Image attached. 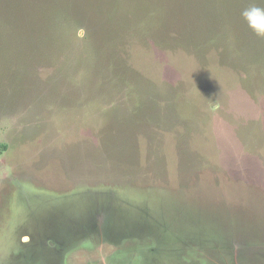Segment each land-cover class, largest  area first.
<instances>
[{
  "label": "rangeland",
  "instance_id": "rangeland-1",
  "mask_svg": "<svg viewBox=\"0 0 264 264\" xmlns=\"http://www.w3.org/2000/svg\"><path fill=\"white\" fill-rule=\"evenodd\" d=\"M215 1L0 0V264H264V0Z\"/></svg>",
  "mask_w": 264,
  "mask_h": 264
},
{
  "label": "flooded vegetation",
  "instance_id": "flooded-vegetation-1",
  "mask_svg": "<svg viewBox=\"0 0 264 264\" xmlns=\"http://www.w3.org/2000/svg\"><path fill=\"white\" fill-rule=\"evenodd\" d=\"M93 215H94L93 226L89 227L88 230L90 231L89 236L94 237L96 241V235H100V236L103 235L100 234L99 231L100 230L105 231V225H106L105 221L107 219V213L105 212V210H95ZM99 215L101 216L104 215L105 220L99 221L101 219ZM106 231L109 232L110 230H108L107 228ZM22 238H25V240L27 241L32 240V236L29 237L28 235H24L22 236ZM105 241H106L105 243H109V244L112 243V240L110 238H105ZM101 242H103V240ZM81 243H83V240H81L80 237H77V235H73V234L59 236L57 240H52V246L57 248L59 252L58 264H89L90 263L89 261L90 258H88L89 253L90 252L95 253L96 246L91 249L89 248V246L84 247L83 245H81ZM108 248L109 245L107 246V250L109 251ZM112 251H109V253H111ZM82 256H83V260L81 259Z\"/></svg>",
  "mask_w": 264,
  "mask_h": 264
},
{
  "label": "clouds",
  "instance_id": "clouds-1",
  "mask_svg": "<svg viewBox=\"0 0 264 264\" xmlns=\"http://www.w3.org/2000/svg\"><path fill=\"white\" fill-rule=\"evenodd\" d=\"M241 15L246 21L247 26L258 37L264 38V7L251 4L242 11Z\"/></svg>",
  "mask_w": 264,
  "mask_h": 264
},
{
  "label": "trees",
  "instance_id": "trees-1",
  "mask_svg": "<svg viewBox=\"0 0 264 264\" xmlns=\"http://www.w3.org/2000/svg\"><path fill=\"white\" fill-rule=\"evenodd\" d=\"M211 5H212V6H211V7H212L211 10H212L213 12H216V9H217V8H216V6H217L216 1H215V0H212V4H211ZM213 12H212V13H213ZM213 14L215 15V13H213ZM214 17H215V16H214Z\"/></svg>",
  "mask_w": 264,
  "mask_h": 264
},
{
  "label": "crops",
  "instance_id": "crops-1",
  "mask_svg": "<svg viewBox=\"0 0 264 264\" xmlns=\"http://www.w3.org/2000/svg\"><path fill=\"white\" fill-rule=\"evenodd\" d=\"M219 128H220V127H219ZM219 134H220V129H219ZM217 138H218V137H217ZM240 146H241V149H243L244 146H243L242 144H240ZM241 155H242V157H243V154H241ZM222 157H223V156L219 157V159L221 160ZM234 157H237V156H234ZM239 158H240V157H239ZM239 158H238V159H239Z\"/></svg>",
  "mask_w": 264,
  "mask_h": 264
}]
</instances>
